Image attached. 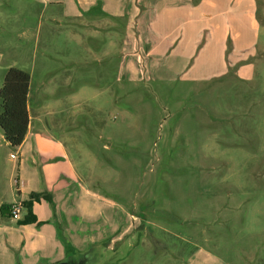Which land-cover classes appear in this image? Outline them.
<instances>
[{"label": "rangeland", "instance_id": "1", "mask_svg": "<svg viewBox=\"0 0 264 264\" xmlns=\"http://www.w3.org/2000/svg\"><path fill=\"white\" fill-rule=\"evenodd\" d=\"M60 11L41 0H0V49L5 66L27 69L32 92L43 93L36 128L67 144L120 223L136 218L117 250L108 238L91 264H186L201 249L215 260L207 264H264V0L257 54L197 82L158 81L145 43L127 39L123 20L113 51L103 38L84 46L63 30H43L34 47L40 16ZM10 153L0 147V199L10 188L19 195Z\"/></svg>", "mask_w": 264, "mask_h": 264}, {"label": "crops", "instance_id": "2", "mask_svg": "<svg viewBox=\"0 0 264 264\" xmlns=\"http://www.w3.org/2000/svg\"><path fill=\"white\" fill-rule=\"evenodd\" d=\"M261 1L41 0L45 10L59 7L61 11L59 15L50 14L47 21L41 15L32 29L31 41L34 38L35 47L43 30L48 37L63 30V37L73 38L79 45L86 46L88 39L103 38L106 43L103 48L113 51L115 27L123 20L127 22V39L145 43L144 54L152 63L150 72H157L158 81L174 78L197 82L226 75L231 67L257 54L262 29L258 18ZM5 57L0 49L3 78L11 67L17 66L16 63L5 66ZM132 65L129 69L135 72ZM199 73L201 77L196 76ZM32 83L31 75L28 97L31 121L23 144L13 148L0 128V147L16 151L10 153L16 164V179L10 185L19 192L16 195L10 188L11 196L1 197L0 209L3 205L27 201L32 193L49 194L52 201L42 199L33 205L41 224L21 225L11 218L9 210L5 215L0 212V264L95 263L100 253L94 250L98 246L107 249L109 245L104 242L110 238L109 250L115 252L113 244L117 247L125 241V236L134 229L135 217L132 215L128 223H120L119 209L112 204L104 205L87 185L92 183L72 159L67 144L36 128L39 111L45 110L46 105L40 90L32 92ZM31 104H35L37 113H32ZM91 225H94L92 233L87 230ZM199 253L202 255L196 256ZM196 255L186 264L215 261L212 256H203V249Z\"/></svg>", "mask_w": 264, "mask_h": 264}, {"label": "trees", "instance_id": "3", "mask_svg": "<svg viewBox=\"0 0 264 264\" xmlns=\"http://www.w3.org/2000/svg\"><path fill=\"white\" fill-rule=\"evenodd\" d=\"M31 75L28 71L11 67L4 78L0 89V128L7 141L13 148L20 147L28 133L30 126V113L28 108V97L30 91ZM42 199L51 200V196L45 193H32L30 199L22 202L26 214L21 225L41 224L33 212L35 202ZM10 206L3 205L0 209L5 215Z\"/></svg>", "mask_w": 264, "mask_h": 264}, {"label": "built area", "instance_id": "4", "mask_svg": "<svg viewBox=\"0 0 264 264\" xmlns=\"http://www.w3.org/2000/svg\"><path fill=\"white\" fill-rule=\"evenodd\" d=\"M24 207L22 203H14L10 205L9 208V214L11 218L15 220H21L22 219V213H23Z\"/></svg>", "mask_w": 264, "mask_h": 264}]
</instances>
